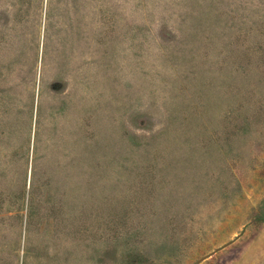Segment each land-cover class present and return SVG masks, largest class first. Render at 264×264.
<instances>
[{
    "label": "rangeland",
    "instance_id": "obj_1",
    "mask_svg": "<svg viewBox=\"0 0 264 264\" xmlns=\"http://www.w3.org/2000/svg\"><path fill=\"white\" fill-rule=\"evenodd\" d=\"M0 264H264V0H0Z\"/></svg>",
    "mask_w": 264,
    "mask_h": 264
}]
</instances>
